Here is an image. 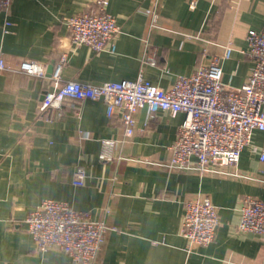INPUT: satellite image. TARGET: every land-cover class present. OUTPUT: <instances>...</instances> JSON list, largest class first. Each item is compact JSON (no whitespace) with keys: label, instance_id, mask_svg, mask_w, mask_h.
I'll return each instance as SVG.
<instances>
[{"label":"crops","instance_id":"crops-1","mask_svg":"<svg viewBox=\"0 0 264 264\" xmlns=\"http://www.w3.org/2000/svg\"><path fill=\"white\" fill-rule=\"evenodd\" d=\"M97 1L13 0L8 12L0 9V55L13 68L0 70V264H72L60 249L37 250L27 229L25 218L47 198L113 226L97 264H264V237L238 228L243 198L264 200V130L254 131L238 164L224 172L170 168L184 113L143 107L115 159L104 160L103 139L123 137L121 109L109 117L101 100H66L61 110L41 112L46 78L18 70L25 58L53 68L66 53L63 80L143 75L166 88L231 44L223 80L237 88L253 66L246 37L264 28V0H109L116 49L72 45L68 18ZM78 167L83 185L73 183ZM198 196L218 207L219 225L210 244L190 247L182 235L184 203Z\"/></svg>","mask_w":264,"mask_h":264},{"label":"built area","instance_id":"built-area-1","mask_svg":"<svg viewBox=\"0 0 264 264\" xmlns=\"http://www.w3.org/2000/svg\"><path fill=\"white\" fill-rule=\"evenodd\" d=\"M13 0H0V9L9 11ZM96 8L84 10L67 20L72 45L87 44L95 51L116 49L119 31L116 18L108 11L109 0H98ZM195 2H193L194 5ZM147 12L151 10L147 9ZM10 21L5 23L8 31ZM247 54L253 66L245 83L232 88L223 80L222 60L229 58L233 47L224 46L223 53L201 63L189 75H180L168 87L155 85L143 75L134 80L122 79L99 84L75 79L63 80V53L52 71L48 64L25 58L19 71L46 78L40 111L61 110L66 100L103 101L109 117L121 109L123 137L103 139L100 157L114 160V148L123 145L135 130V113L147 107L151 113L159 110L173 117L184 113L177 137L171 145L170 168L191 169L200 173H220L226 166H236L242 151L253 138L254 131L264 130V28L247 33ZM155 63V61H153ZM0 55V70H12ZM264 161V147L259 152ZM86 173L76 170L73 183L83 185ZM182 235L189 246H206L216 235L219 225L218 207L209 196L185 201ZM238 228L264 237V200L247 195L241 203ZM109 213L108 207L104 209ZM39 251L57 248L67 253L72 264H97L113 229L105 219L96 220L87 210L52 198L44 199L25 218Z\"/></svg>","mask_w":264,"mask_h":264},{"label":"water","instance_id":"water-1","mask_svg":"<svg viewBox=\"0 0 264 264\" xmlns=\"http://www.w3.org/2000/svg\"><path fill=\"white\" fill-rule=\"evenodd\" d=\"M52 71V66H49V72H51Z\"/></svg>","mask_w":264,"mask_h":264},{"label":"rangeland","instance_id":"rangeland-1","mask_svg":"<svg viewBox=\"0 0 264 264\" xmlns=\"http://www.w3.org/2000/svg\"><path fill=\"white\" fill-rule=\"evenodd\" d=\"M115 44H116V42H115ZM147 60H150L149 58H147Z\"/></svg>","mask_w":264,"mask_h":264}]
</instances>
